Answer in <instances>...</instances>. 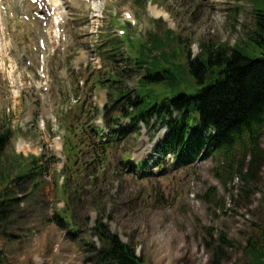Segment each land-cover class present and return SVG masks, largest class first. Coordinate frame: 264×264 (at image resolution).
Here are the masks:
<instances>
[{
    "label": "rangeland",
    "instance_id": "374dc122",
    "mask_svg": "<svg viewBox=\"0 0 264 264\" xmlns=\"http://www.w3.org/2000/svg\"><path fill=\"white\" fill-rule=\"evenodd\" d=\"M73 1L78 6L60 0L67 44L56 49L61 56L49 59L46 94L35 51L40 37L17 18L0 24V134H10L8 155L43 158L47 165L36 184L13 187L9 196L18 202L0 208L6 218L0 225L2 257L12 264H97L102 246L93 231L101 221L144 264H249L243 249L264 229V168L252 173L243 162L244 170L249 167L243 180L223 176L216 159L188 165L160 156L167 128L157 118L113 144L102 114L117 116L114 90H137L143 76L129 62V35L139 46L151 35L166 39L171 30L192 58L211 44L264 59L249 40L264 0H97L90 11L84 0ZM128 11L138 21L134 29L125 26ZM53 37H45L47 47ZM114 40L123 43L119 63L107 50ZM180 43L172 41L171 48ZM68 121L77 127L74 134ZM93 126L104 131L95 135ZM72 145L76 166L69 160ZM262 151L264 156V140ZM66 212L77 236L60 221Z\"/></svg>",
    "mask_w": 264,
    "mask_h": 264
},
{
    "label": "trees",
    "instance_id": "16d2710c",
    "mask_svg": "<svg viewBox=\"0 0 264 264\" xmlns=\"http://www.w3.org/2000/svg\"><path fill=\"white\" fill-rule=\"evenodd\" d=\"M137 3L142 5L138 0ZM254 17L255 30L249 40L264 52V9L255 10ZM167 33L166 39L151 35L148 42L139 46L129 39L125 41L130 51L129 62L143 71V76L137 90H114L112 94L117 98L113 106L118 114L113 119L103 114L111 143L122 141L131 132L140 131L142 124L149 125L157 118L167 128L159 155H172L188 165L198 158L216 159L223 176L246 180L249 167L250 172L264 168V59L247 57L236 47L211 44L202 46L201 54L192 58L188 46L180 43L182 39L171 30ZM172 41L180 44L171 48ZM122 45L114 40L107 48L115 63H119L117 58L124 57ZM98 112L96 109L95 119ZM73 121H68L72 134L77 129ZM123 121H129V125L117 132L114 126ZM92 133L100 135L99 128L93 126ZM9 143V132L0 134V208L19 201L9 196L16 184H36L47 171L43 158L8 155ZM76 150L75 145L70 146L69 160L75 162L73 166L77 165ZM245 161L249 166L246 170L242 165ZM138 167L142 169L143 165ZM66 214L59 216L60 221L70 225ZM5 222L4 212H0V225ZM70 231L77 236L71 225ZM93 234L102 246L97 264H144L136 249L124 244L101 221ZM221 241L232 247L226 237L222 236ZM243 253L249 257V264H264V229L259 230L257 240L249 241ZM0 264L12 263L0 254Z\"/></svg>",
    "mask_w": 264,
    "mask_h": 264
},
{
    "label": "bare ground",
    "instance_id": "6f19581e",
    "mask_svg": "<svg viewBox=\"0 0 264 264\" xmlns=\"http://www.w3.org/2000/svg\"><path fill=\"white\" fill-rule=\"evenodd\" d=\"M58 2H59V0H54V4H55V6L56 7H58V9H59V12L62 10V6H60V4H58ZM72 3V5H74L73 4V2H71ZM33 6L32 5H29L28 6V8H27V10L28 9H31ZM26 10V11H27ZM58 11V10H57ZM154 12H155V14L157 15V16H166V18H168V16L167 15H165V14H162V13H159V12H157L156 10H154ZM128 13H130L129 11H128ZM131 15H132V13H131ZM135 17L133 16V19H134ZM165 18V17H164ZM32 25L34 26V27H36V33H39L40 35H42L43 33H42V31L38 28V25L35 23V22H33L32 23Z\"/></svg>",
    "mask_w": 264,
    "mask_h": 264
}]
</instances>
